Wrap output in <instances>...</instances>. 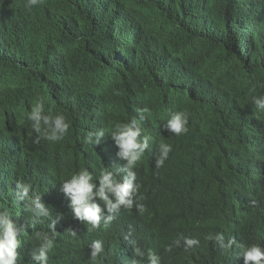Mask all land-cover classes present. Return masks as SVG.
I'll return each instance as SVG.
<instances>
[{
    "label": "trees",
    "instance_id": "obj_1",
    "mask_svg": "<svg viewBox=\"0 0 264 264\" xmlns=\"http://www.w3.org/2000/svg\"><path fill=\"white\" fill-rule=\"evenodd\" d=\"M25 4L0 0V209L25 226L17 264H38L30 253L43 233L54 235L47 264H123L117 232L126 220L158 252L159 242L147 243L153 235L164 244L200 236L189 250L173 246L181 264H243L240 245L264 247V111L252 102L264 95V0ZM38 98L45 114L69 122L63 140L36 139L27 114ZM176 111L188 113L179 136L166 128ZM131 119L141 138L150 137L133 169L137 203L149 201L150 215L121 207L112 222L89 231L61 183L82 168L94 176L122 168L107 132L99 144L84 137ZM160 142L172 151L157 167ZM17 183L31 185L53 218L63 215L54 234L47 217L30 213L28 199L18 200ZM216 235L235 242L221 248L209 239ZM96 239L111 241L117 256L93 260L88 246Z\"/></svg>",
    "mask_w": 264,
    "mask_h": 264
},
{
    "label": "clouds",
    "instance_id": "obj_2",
    "mask_svg": "<svg viewBox=\"0 0 264 264\" xmlns=\"http://www.w3.org/2000/svg\"><path fill=\"white\" fill-rule=\"evenodd\" d=\"M37 6V0H26L25 8L31 9ZM252 102L258 110L264 111V95L254 96ZM144 112L147 109L143 110ZM27 119L31 123L32 131L36 134V139H44L51 142H58L64 139L68 134L70 124L63 114L53 115L51 111L45 114V106L42 98H38L27 114ZM166 123V128L171 134L177 136L188 131V113L185 111H176L170 115ZM111 137L115 146L118 148L117 156L126 163L122 168L115 171L105 168L98 176H94L93 171L82 168L72 174L61 183L60 190L69 198L68 207L74 213L75 217L90 226L89 231L98 229L101 221L110 223L115 219V214L122 207L130 210L134 206L140 213L145 211L143 204L137 203L138 191L140 185L137 183V174L133 170L138 161L141 160L145 149L149 147L150 137H142V128L136 119H131L126 123H117L111 130L98 128L87 133L84 137V143L89 145L99 144L105 133ZM172 146L166 142L158 144V159L156 166L160 167L167 160ZM121 172H125L122 178L118 179ZM98 180V183L95 181ZM16 189L19 190L18 200L28 199L30 201L29 211L35 213L37 217H47L50 221L52 233H55V224L58 219H63L60 213L53 218L49 207L41 203L39 195L31 196V185L26 183H17ZM99 201V202H98ZM107 210V215L101 207V203ZM12 215L6 209H0V264H17L19 253L17 249L21 247L20 236L25 226L20 225L17 220H13ZM36 222L33 221L34 226ZM76 232L72 231V235ZM37 247L30 253L32 262L38 264H47L48 254L54 248V235L48 233L37 234ZM214 239L221 248H230L235 242L228 240L224 243L222 235L209 237ZM199 244V240L180 236L175 238L171 245L166 247V251H171L173 246L183 250H189ZM89 247L90 257L95 260L103 251L104 243L102 240H93ZM243 257V264H264V247L259 244H253L248 247L240 245ZM136 257H145V253L140 248L134 249ZM147 264H161V257L155 252L147 254ZM131 264H137L136 259Z\"/></svg>",
    "mask_w": 264,
    "mask_h": 264
},
{
    "label": "water",
    "instance_id": "obj_3",
    "mask_svg": "<svg viewBox=\"0 0 264 264\" xmlns=\"http://www.w3.org/2000/svg\"><path fill=\"white\" fill-rule=\"evenodd\" d=\"M144 134L150 135L149 130L147 129L144 132ZM139 200L143 203L142 194H141V197ZM100 203L103 206L102 202H100ZM143 205L145 207V211L143 212V214L141 216L146 218V217H148V214H149V201L147 204L143 203ZM135 211L139 212L136 207H135ZM126 212H127V210H126ZM122 213H124V212H122ZM117 216H119V214H115V218H117ZM155 222H156L155 220L151 221V223H155ZM116 226H117V224H116ZM117 233L122 236V245H121L120 250H119V257H120V260L122 261L123 264H131V261L133 259H136L137 264H142L145 260H147L146 257H147L148 249L150 251L154 250L153 248L150 249V248L144 247L146 241H145V237H144L143 233L140 231V225L138 223L133 224L129 220L123 221L120 223V230ZM149 238H150V240L147 239L148 244H150L154 241H157L161 244L160 251L157 253L161 257V264H165V262L167 260L170 261L172 259L179 258V254L177 253V251L174 247H172L171 251L165 250L166 247L168 245H171V244H164L162 242V238L159 235H157L156 237L153 235L152 237H149ZM188 238H193V237L188 236ZM195 239H197V240L200 239V236L196 235ZM112 245L113 244L111 241L104 243V251L100 254L103 256V258L108 259V258H115L117 256L116 253L112 249V247H113ZM149 247H152V246H149ZM135 248H140L145 253V257H143V258L136 257L134 254ZM121 257L125 258V260L122 259Z\"/></svg>",
    "mask_w": 264,
    "mask_h": 264
},
{
    "label": "bare ground",
    "instance_id": "obj_4",
    "mask_svg": "<svg viewBox=\"0 0 264 264\" xmlns=\"http://www.w3.org/2000/svg\"><path fill=\"white\" fill-rule=\"evenodd\" d=\"M144 246L146 247V244H145ZM188 249H190V248H188ZM149 252H155L156 254L158 253L157 250H152V251L148 250V251H147V254H148ZM193 259H195V258H193ZM166 262L169 263V264H181V262L179 261V258L172 259V260H170V261L167 260Z\"/></svg>",
    "mask_w": 264,
    "mask_h": 264
}]
</instances>
